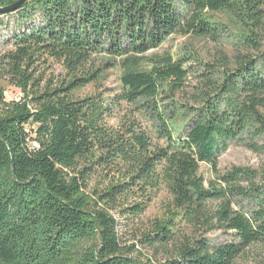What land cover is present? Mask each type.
<instances>
[{"label":"trees","instance_id":"1","mask_svg":"<svg viewBox=\"0 0 264 264\" xmlns=\"http://www.w3.org/2000/svg\"><path fill=\"white\" fill-rule=\"evenodd\" d=\"M221 32L231 52L205 63L190 92L172 56L141 67L173 34L217 40ZM0 35L12 46L0 54V264H234L245 247L264 246V173L218 169L231 143L264 153V0H29L0 18ZM101 53L122 59V90L81 97ZM43 58L69 77L46 80ZM6 78L21 100L5 98ZM184 94L191 104L176 100ZM138 102L152 111L163 147L135 123L106 124ZM201 163L218 178L209 187ZM99 168L117 177L91 190ZM161 188L171 197L167 218L133 239L165 248L163 260L124 242L111 212L140 218ZM213 230L227 236L223 244L204 235Z\"/></svg>","mask_w":264,"mask_h":264},{"label":"rangeland","instance_id":"2","mask_svg":"<svg viewBox=\"0 0 264 264\" xmlns=\"http://www.w3.org/2000/svg\"><path fill=\"white\" fill-rule=\"evenodd\" d=\"M184 12V11H182ZM215 20L220 21L221 16L212 14ZM219 18V19H218ZM11 31V30H10ZM9 32V31H8ZM10 33V32H9ZM7 35H0V54L11 50V43H6ZM217 40L210 38H202L194 35L173 34L158 48L150 50L144 54L142 68L150 70L155 65V58L158 56H172L174 60L179 62L186 71V86L190 92L198 82V74L203 72L204 64L213 62L220 53L229 54L232 50L231 36L229 33L221 32ZM122 59L109 56L105 53L96 55L89 68L98 72V76L94 82L87 84L81 90V97L87 96H108L110 90L121 91L122 77ZM38 73H42L46 80L52 79L56 84L69 77L66 68L59 62L53 59L43 58L37 62ZM1 86L7 90L5 95L7 99H12L20 93L19 88L10 83L8 78L2 80ZM176 100L182 103L191 104L190 98L184 94L183 97L176 96ZM169 100L165 101L161 106L165 112H171L172 105ZM115 117L106 116V124L115 128L123 129L126 123H135L137 132L146 134L153 143V147H163L165 141L160 137L157 131V124L154 123L152 111L145 109L141 103L123 104L121 110L114 111ZM234 166H245L257 169L264 173V153L254 152L251 149L240 143H231L228 148L223 151L218 157V169L221 173L231 169ZM199 175L204 179V185L209 187L210 181H216L218 178L211 165L201 163ZM116 178V172H109L106 169L99 168L90 178V189H100L110 182L112 178ZM170 194L165 188L157 191L147 211L137 219H127L119 209L112 210V214L119 222L118 230L122 236V240L127 244H138L136 239H133L135 231L138 228L149 227L152 221L156 218L165 219L166 210L170 205ZM181 228L186 229L190 233V228L186 225ZM147 229V228H146ZM204 231H202L203 233ZM207 233V232H206ZM204 235L208 237H219V243L223 244L227 236L222 233V230H213ZM138 248L152 259H165L169 254L165 248L137 245ZM234 264H264V246L261 244H252L243 249L242 253L237 257Z\"/></svg>","mask_w":264,"mask_h":264},{"label":"water","instance_id":"3","mask_svg":"<svg viewBox=\"0 0 264 264\" xmlns=\"http://www.w3.org/2000/svg\"><path fill=\"white\" fill-rule=\"evenodd\" d=\"M28 1L29 0H17L11 4L0 6V15L16 12L18 9L22 8Z\"/></svg>","mask_w":264,"mask_h":264},{"label":"built area","instance_id":"4","mask_svg":"<svg viewBox=\"0 0 264 264\" xmlns=\"http://www.w3.org/2000/svg\"><path fill=\"white\" fill-rule=\"evenodd\" d=\"M3 0H0V3L2 2ZM20 93H18L17 95H15L12 99H7V97L5 96L7 94V90L5 91L4 90V96L7 100H21L23 98V92L21 91V89H19Z\"/></svg>","mask_w":264,"mask_h":264},{"label":"bare ground","instance_id":"5","mask_svg":"<svg viewBox=\"0 0 264 264\" xmlns=\"http://www.w3.org/2000/svg\"><path fill=\"white\" fill-rule=\"evenodd\" d=\"M3 5H5V4L0 3V6H3ZM3 16H5V14L0 15V18H2Z\"/></svg>","mask_w":264,"mask_h":264}]
</instances>
